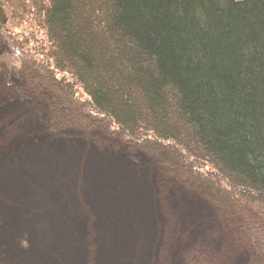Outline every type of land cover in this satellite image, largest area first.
<instances>
[{"label":"trees","instance_id":"trees-1","mask_svg":"<svg viewBox=\"0 0 264 264\" xmlns=\"http://www.w3.org/2000/svg\"><path fill=\"white\" fill-rule=\"evenodd\" d=\"M0 32L58 126L157 156L264 264V0H0Z\"/></svg>","mask_w":264,"mask_h":264},{"label":"rangeland","instance_id":"rangeland-1","mask_svg":"<svg viewBox=\"0 0 264 264\" xmlns=\"http://www.w3.org/2000/svg\"><path fill=\"white\" fill-rule=\"evenodd\" d=\"M19 40L0 32V264H260L222 206L157 156L58 126Z\"/></svg>","mask_w":264,"mask_h":264}]
</instances>
